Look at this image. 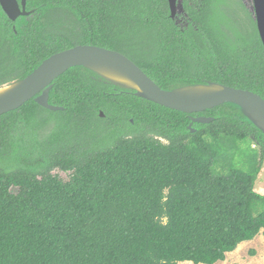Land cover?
Masks as SVG:
<instances>
[{
    "label": "trees",
    "instance_id": "trees-1",
    "mask_svg": "<svg viewBox=\"0 0 264 264\" xmlns=\"http://www.w3.org/2000/svg\"><path fill=\"white\" fill-rule=\"evenodd\" d=\"M181 7L185 26L168 0H27L34 11L15 21L0 7V86L92 44L165 90L217 82L264 99V49L244 2ZM48 102L63 109L31 98L0 115V264H215L264 229V132L238 105L187 114L81 65L53 80ZM198 115L213 120L191 123ZM248 137L253 166L229 167V147Z\"/></svg>",
    "mask_w": 264,
    "mask_h": 264
},
{
    "label": "water",
    "instance_id": "water-1",
    "mask_svg": "<svg viewBox=\"0 0 264 264\" xmlns=\"http://www.w3.org/2000/svg\"><path fill=\"white\" fill-rule=\"evenodd\" d=\"M26 1L27 0H0V7L11 21H15L19 16H25L33 12V9H26ZM252 3L253 5L249 9L253 12L257 31L264 49V0H252ZM168 4L170 17L174 18L179 9H182L181 2L178 0H168ZM101 60L110 61L113 65L124 70L137 84L140 90L118 84L87 65L91 61ZM79 65L95 71L114 84L133 90L134 94L138 97L187 114L199 113L223 103L229 102L236 104L241 108L242 112L264 132L245 110V106H249L256 109L264 116V99L259 94L248 89L227 86L217 82L186 85L172 90H165L159 87L157 83L126 55L116 50L92 44H79L55 52L44 59L25 78L11 82L10 84H21L12 93L0 99V115L20 107L31 98H33L38 105L48 110H62V106L53 105L48 102L52 82L67 69ZM195 85H219L222 89L209 96L196 99L185 98L176 93L177 90L181 88ZM100 116H103L102 112H100ZM190 120L191 123H209L213 120V117L202 115L190 116ZM191 123L188 125L189 128H191ZM194 130V128H191L192 132Z\"/></svg>",
    "mask_w": 264,
    "mask_h": 264
},
{
    "label": "rangeland",
    "instance_id": "rangeland-1",
    "mask_svg": "<svg viewBox=\"0 0 264 264\" xmlns=\"http://www.w3.org/2000/svg\"><path fill=\"white\" fill-rule=\"evenodd\" d=\"M178 1L181 2V0ZM242 1L248 8L252 7L253 5L252 0ZM175 21L179 26L186 25L182 9H179ZM229 148L231 149H229L226 154L229 167L237 166L247 170L253 166L254 162L252 161V157L254 155V150H258V145L254 141L253 137L244 138L239 142L237 147L232 145ZM244 160H246V167L244 165ZM213 167L215 169V163ZM216 169L218 171L225 170L223 173L227 171L226 166L222 167L219 164L216 166ZM58 174H60L63 178H67V173L65 172H58ZM255 190L261 194H264V161L262 162L255 182ZM181 264L193 263L185 261ZM221 264H264V229L261 230V232L253 239L240 243L232 253H227L226 259Z\"/></svg>",
    "mask_w": 264,
    "mask_h": 264
},
{
    "label": "bare ground",
    "instance_id": "bare-ground-1",
    "mask_svg": "<svg viewBox=\"0 0 264 264\" xmlns=\"http://www.w3.org/2000/svg\"><path fill=\"white\" fill-rule=\"evenodd\" d=\"M90 68L94 69L101 75L113 80L114 82L121 84L125 87H129L135 90H140L137 84L132 80V78L121 68L115 66L110 61H91L87 64ZM21 83L15 84H4L0 86V99L12 93ZM222 89L219 85H195L188 86L177 90V94L189 98H203L214 94ZM247 114L252 118V120L264 130V116L260 114L256 109L245 106Z\"/></svg>",
    "mask_w": 264,
    "mask_h": 264
},
{
    "label": "crops",
    "instance_id": "crops-1",
    "mask_svg": "<svg viewBox=\"0 0 264 264\" xmlns=\"http://www.w3.org/2000/svg\"><path fill=\"white\" fill-rule=\"evenodd\" d=\"M233 252V251H232ZM232 252H229V253H232ZM226 259V258H225ZM224 261V260H223ZM223 261H219V262H217V263H215V264H221V263H223Z\"/></svg>",
    "mask_w": 264,
    "mask_h": 264
},
{
    "label": "flooded vegetation",
    "instance_id": "flooded-vegetation-1",
    "mask_svg": "<svg viewBox=\"0 0 264 264\" xmlns=\"http://www.w3.org/2000/svg\"><path fill=\"white\" fill-rule=\"evenodd\" d=\"M34 11V10H33ZM177 14H178V12H177ZM177 14H176V16L173 18L174 20H175V18L177 17ZM176 22V21H175Z\"/></svg>",
    "mask_w": 264,
    "mask_h": 264
}]
</instances>
